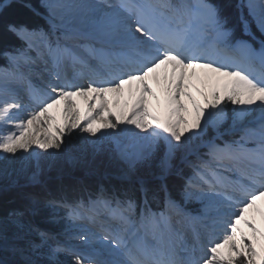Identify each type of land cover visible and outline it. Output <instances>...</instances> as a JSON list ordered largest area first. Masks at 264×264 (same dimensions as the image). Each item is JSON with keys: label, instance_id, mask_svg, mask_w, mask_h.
<instances>
[{"label": "snow or ice", "instance_id": "snow-or-ice-1", "mask_svg": "<svg viewBox=\"0 0 264 264\" xmlns=\"http://www.w3.org/2000/svg\"><path fill=\"white\" fill-rule=\"evenodd\" d=\"M108 6L113 11L92 22L95 36L67 27L54 12L47 31L7 26L25 40L27 49L11 58L14 67L0 69V159L4 154L27 152L32 145L60 149L64 132L78 127L96 136L98 122L103 129L113 130L127 124L145 136L140 137L143 144L138 149L121 151L125 175L130 178L138 165L150 164L158 151H162L158 167L166 175L177 153L188 151L190 141L209 124L226 118V103L238 106L234 128L257 123L243 128L238 140L223 147L210 143L208 159L193 166L181 196L203 202L198 216L186 213L166 185L162 186L163 210L152 211L149 190L141 183L142 207L130 197L120 200L103 193L88 207L67 205L72 219L95 221L101 208L106 213L109 226L97 238L99 248L77 252L65 247L26 222L23 211L12 210L0 216V250L20 257L12 264H45L34 258L44 249L47 264H61L55 257L62 252L73 257L72 264H264V231L248 218L253 210L264 221V208L258 205L264 200V40L259 50L245 40L233 41L227 20L209 0H119L117 6ZM248 6L264 33V0L259 4L249 0ZM241 22L250 35L243 16ZM31 50L36 51L35 57L28 55ZM38 61L53 77L43 86L19 71L21 62L35 65ZM66 68L76 75L87 74L89 83H72ZM197 68L203 72L197 73ZM11 83L22 84L34 105L26 118H18L26 109ZM153 83L164 94L160 111L149 107V98L161 106ZM125 92L133 98L131 104L125 99L120 111L113 113L108 94L119 106ZM75 97L87 104L83 124ZM58 105L64 123L56 125L53 134L49 129L55 117L49 110ZM192 113L194 118L189 120ZM9 122L11 127H3ZM37 124L44 126V135H38ZM174 216L179 218L175 222ZM33 234L38 241L31 238ZM80 239L91 243L87 234Z\"/></svg>", "mask_w": 264, "mask_h": 264}, {"label": "rangeland", "instance_id": "rangeland-1", "mask_svg": "<svg viewBox=\"0 0 264 264\" xmlns=\"http://www.w3.org/2000/svg\"><path fill=\"white\" fill-rule=\"evenodd\" d=\"M9 1L10 0H4L2 5L5 6ZM43 1L44 0H39V11L36 12L35 10V12L39 14L44 19L47 26L50 27L49 13ZM240 4L246 9L248 16L261 36L256 37L253 35L251 37L257 43V50H259L260 42L264 40V33L261 32L252 16L249 14L247 0H240ZM47 29L45 31H47ZM18 38L22 43L24 42L21 37ZM16 51L13 52L16 53ZM3 57L6 64L12 62L8 52L4 53ZM229 106L232 108L231 111L233 114L237 106L231 103ZM208 131H210L209 139H213L216 136V132L209 127L207 129V132ZM220 131L226 132L228 128H223ZM62 139L63 143L60 149H41L38 158H25V151L20 150L15 155L4 154L5 158L0 159V196L14 193L15 196L22 201L23 206L20 211L25 213V221L30 222L42 231L50 233L55 238L60 236L63 229L62 227L66 225L65 217L67 214L63 217L62 215L66 212L64 211L65 209H69L67 207L69 204L54 199L57 198V194L52 190V185H54V183H60L66 179L73 182L82 181L78 178H85L83 180L89 183L97 182L99 186L98 190L94 191L93 194L88 197L87 203L96 201L101 193L107 197L114 196L120 200H124L114 195L113 192L116 191V188L125 187L127 184H145L144 179L139 177L141 171H150L148 179H157L160 181L170 175L182 177V187H184L187 179L193 175V166L196 165L192 159L185 158L184 155L178 154L174 158L171 169L166 175H163L158 167L162 151H158L150 164L138 165L134 175L129 178L125 175L124 171L118 169V167L116 168L118 161L111 159L108 154L110 148L108 144L111 140L109 136L101 141L103 150L96 149L90 145L89 140L84 137V131H81L79 127L71 131H65L62 135ZM33 147L32 145L30 150L35 153ZM196 156L198 157V154ZM34 173L36 174L35 181L33 180ZM88 185L90 186V184ZM80 186L82 187V185ZM47 188H51V192L47 194L40 193ZM122 192L126 194L125 189ZM177 196L182 199L180 191L177 193ZM52 201L56 203H50ZM34 215L37 217H39L38 215L45 216L46 218L41 219L40 222H34L32 220ZM48 227L50 229H47ZM31 238L37 241L39 240V237L35 234H33ZM60 240L59 242L61 243ZM34 258L47 264V252L42 251L40 256ZM19 259L20 257L18 255L14 256L10 251L0 250V262L6 261L8 264H12L13 261H18ZM55 260L60 261L61 264H72L73 257L69 254L63 257L56 254Z\"/></svg>", "mask_w": 264, "mask_h": 264}, {"label": "bare ground", "instance_id": "bare-ground-1", "mask_svg": "<svg viewBox=\"0 0 264 264\" xmlns=\"http://www.w3.org/2000/svg\"><path fill=\"white\" fill-rule=\"evenodd\" d=\"M252 2L259 4V0H252ZM43 3L46 6V10L48 11L50 18H52V13L54 12L56 17L63 18L67 27L79 29L81 32L89 36H95L96 33L93 30L92 22L103 17L105 13H111L113 11V8L109 7L108 5L117 6L119 3V0H44ZM48 5H52L53 7L50 8ZM247 5H249V0H247ZM124 14L126 15V13ZM249 14L254 19L256 25L259 27L256 19L253 17V15L250 12V9H249ZM48 27L49 26H47L46 24V26L39 27L38 29L46 30ZM23 41H24V45L27 46L24 39ZM253 47L255 49H258L256 45L255 46L253 45ZM8 53H9V56H11V58L18 55V52L15 53L11 51ZM28 55L35 57L37 53L36 51L31 50L28 52ZM12 67H14L13 61L10 63H7L6 69H11ZM48 67L49 69L51 68L50 62H49ZM44 68H45V65L40 61H38L37 64L35 65H25L23 64V62H21V67L19 71L23 72L25 75L30 76L34 84L43 86V85H46V83L50 79H53V77L49 76L48 72L44 71ZM71 71L73 72L72 69ZM196 71L197 73L203 72V70L200 68H197ZM74 75L76 76L75 73ZM83 76H87V74H84ZM79 77H81V75H79ZM0 79H3V77H0ZM9 87L17 93V95L20 97V100L24 106H27L26 104L30 105L28 109L25 107L26 111L21 112L18 117V118H26L27 115L34 109V105H32V102L27 92L25 91L24 86L19 83H11ZM153 89L156 91L157 96L160 97L161 106L158 107L157 101L149 98L148 100L149 107L152 108L153 110L160 111L162 108V101H163L164 94L161 90V87L156 85L155 83H153ZM113 99H114L113 94L109 93L108 94L109 107L112 109L113 113H117L120 111V108L123 106L125 99H127L129 104H131L133 98L129 97L127 92H125V95L121 99V104L119 106L113 103ZM197 99H201V98L197 96ZM74 100L76 103V107L79 111L80 117H81V124H83L84 121L82 118L87 113V104L85 103L84 99L81 97H75ZM90 103H94V101H90ZM201 103H203L202 99H201ZM229 105H230V102L226 103L225 105L226 118L222 122L209 124L200 137H194L190 141L191 147L188 151L179 152L177 153V155L182 154L184 155L185 158L192 159L195 164H198L201 159H208L207 154L209 151L210 143H215L223 147L225 143H230L233 140H238L240 138V135L243 132V128L250 127L253 124L257 123V121L253 120L245 124H242L239 127L234 128L233 127L234 113L232 114V111H231L232 108ZM49 112L52 116L55 117V120L50 122L51 127L49 130L53 132V134H55V126L63 125L64 123L63 117H62V105L54 106L52 109L49 110ZM105 115H107V113H105ZM188 118L189 120L193 119L194 113L190 114ZM94 126L97 128H100V131L97 132V135L92 136L91 134L84 132V137L87 140H89L90 145H92L96 149L103 150L101 141L109 136L111 140L108 144L110 147L108 154L111 157V159H113L114 161H118L116 168L118 167V169L125 172L127 169V165L120 158L121 151H132L134 149H138L143 144V141L140 139V137L145 136V133L141 132L139 129H136L134 126L127 125V124L120 125V129H123V131H121L120 129H117L115 131L112 129H103L100 126L99 122ZM3 127H11V122H9L7 125H4ZM34 127L39 129L38 135L42 136L45 134L43 125L37 124ZM208 127L212 128V130L216 132V136L213 139H209L210 131L207 132ZM226 127L228 128V131L226 132L220 131ZM102 133H107V134L102 135ZM186 135L188 134L186 133ZM33 146H34L33 148H34L35 153H33L29 149V151L25 152L26 153L25 158H38L39 151L41 149L37 145H33ZM252 146L254 145L250 143L249 147H252ZM197 154H198V157L196 156ZM182 185L183 184H181V186L178 188V192L182 191L183 189ZM89 196H86L85 199L81 198V199L73 200L71 201V203L66 202L65 200H60V201H63L64 203L69 204V205L83 203L86 207H88L89 205L92 204V203H87ZM171 196L173 199L177 200V196H173V195ZM258 205L261 208H264V200L258 201ZM181 206L183 210L186 213L190 214V216L192 217L198 216L203 210V202L196 198L189 199L188 203L185 206L184 205H181ZM163 207H164V201L160 208H151V209L155 211H161L163 210ZM64 211L66 212L64 213ZM64 211H63L64 214L62 215V217L65 216V214H67V216L65 217L66 225L65 227H62L64 230L62 229L60 236L55 239L58 241L61 239L60 241L62 245H64L65 247L72 248L77 252L90 251L93 247L99 248L100 243H101V241L97 239L99 236L91 237L90 235H88L85 229L77 226L78 220H82V219H72L69 217V209L68 210L65 209ZM100 211L102 214L99 215L95 221L89 220L87 218H84V219L96 224V226L100 230L103 231L104 227L109 226L106 223L108 220V217L106 213L103 212L102 208L100 209ZM248 218L253 219L256 222L257 227L260 228L262 231H264V221L261 220V217L258 213H256L253 210H250L248 213ZM176 219H179V218L174 216V222ZM185 223L188 224L189 221H185ZM240 226L245 233H248L250 235V230L243 224V222H241ZM47 229H50V228L48 227ZM83 234H87L89 236L91 240L90 244H85L84 241L80 239V236ZM42 251L47 252L48 250L44 249ZM58 254H61V256L63 257V256H66L68 253L66 254L62 252Z\"/></svg>", "mask_w": 264, "mask_h": 264}, {"label": "trees", "instance_id": "trees-1", "mask_svg": "<svg viewBox=\"0 0 264 264\" xmlns=\"http://www.w3.org/2000/svg\"><path fill=\"white\" fill-rule=\"evenodd\" d=\"M3 1L4 0H0V4L3 3ZM209 2L215 4L221 10V15L227 20V27L233 32V39H236L237 37L250 38L244 34V25L241 22V16L248 21L253 35L261 37L248 16L246 9L240 4L239 0H209ZM38 3L39 0H10L0 10V66L5 64L3 54L22 43L14 33L8 30L7 26L9 24L25 25L29 28L46 26L44 19L36 13L39 11ZM254 43L256 42L254 41ZM149 174L150 171H141L139 173V177L144 179L145 184L143 185L149 190V207L160 208L164 201L162 186L166 185L167 191L171 195L176 196L178 188L183 183V178L176 175H170L160 181L157 179H148ZM78 179H81L82 181H75V183L66 179L60 183H54V185H52V190H54V193L57 194V198L54 199L65 200L66 202L71 203V201L76 199H85L86 196L93 194V192L97 191L99 188L97 182L89 183L86 180H83L85 178ZM88 184H90V186ZM80 185H82V187ZM140 185L141 184L138 183H136V185L132 183L127 184L125 187L116 188V191H114L113 194L124 199L130 197L136 200V202L142 207L144 203V194L140 191ZM124 189L126 194L122 192ZM48 192H51V188H47L40 193L47 194ZM153 192L156 193L155 196L151 195ZM22 206V201L19 200L14 193H8L0 196V216H4L12 210L20 211ZM38 216L39 217L34 215L32 220L34 222H40L41 219L46 218L45 216Z\"/></svg>", "mask_w": 264, "mask_h": 264}]
</instances>
